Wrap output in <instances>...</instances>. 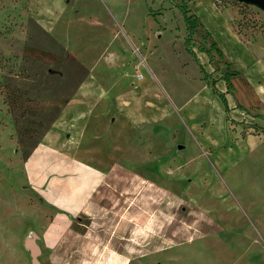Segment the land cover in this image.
Returning <instances> with one entry per match:
<instances>
[{"label":"rangeland","instance_id":"374dc122","mask_svg":"<svg viewBox=\"0 0 264 264\" xmlns=\"http://www.w3.org/2000/svg\"><path fill=\"white\" fill-rule=\"evenodd\" d=\"M119 148L157 184L143 182L126 264H264V10L0 0V264L40 263L35 234L56 211L44 164L110 168Z\"/></svg>","mask_w":264,"mask_h":264},{"label":"crops","instance_id":"0c3cea01","mask_svg":"<svg viewBox=\"0 0 264 264\" xmlns=\"http://www.w3.org/2000/svg\"><path fill=\"white\" fill-rule=\"evenodd\" d=\"M43 150L47 157H56ZM120 150L126 158V150ZM41 168L54 178L46 179L39 192L56 210L35 234L38 245L43 244L42 248L39 245L41 254L47 252V263L40 260V254L41 264H126V253L141 249L142 216L137 209L142 208L143 182L157 184L145 178L137 164L126 158L110 168L91 162L44 164ZM112 187L118 189L115 196L109 190ZM102 198L117 200L118 208L106 206Z\"/></svg>","mask_w":264,"mask_h":264},{"label":"trees","instance_id":"16d2710c","mask_svg":"<svg viewBox=\"0 0 264 264\" xmlns=\"http://www.w3.org/2000/svg\"><path fill=\"white\" fill-rule=\"evenodd\" d=\"M185 23L189 32H193L198 26L201 25L199 18L192 12V9L188 6H181Z\"/></svg>","mask_w":264,"mask_h":264},{"label":"water","instance_id":"95a60500","mask_svg":"<svg viewBox=\"0 0 264 264\" xmlns=\"http://www.w3.org/2000/svg\"><path fill=\"white\" fill-rule=\"evenodd\" d=\"M237 1L256 5L264 10V0H237Z\"/></svg>","mask_w":264,"mask_h":264},{"label":"bare ground","instance_id":"6f19581e","mask_svg":"<svg viewBox=\"0 0 264 264\" xmlns=\"http://www.w3.org/2000/svg\"><path fill=\"white\" fill-rule=\"evenodd\" d=\"M89 253V252H88ZM68 257V256H67ZM66 258V257H65Z\"/></svg>","mask_w":264,"mask_h":264}]
</instances>
